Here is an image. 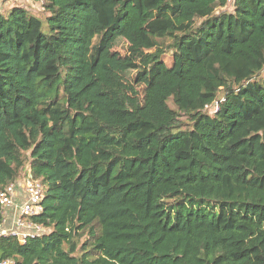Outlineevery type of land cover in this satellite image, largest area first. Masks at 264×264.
I'll list each match as a JSON object with an SVG mask.
<instances>
[{
  "label": "trees",
  "instance_id": "16d2710c",
  "mask_svg": "<svg viewBox=\"0 0 264 264\" xmlns=\"http://www.w3.org/2000/svg\"><path fill=\"white\" fill-rule=\"evenodd\" d=\"M31 1L0 12V188L29 168L49 233L0 261L264 264V0Z\"/></svg>",
  "mask_w": 264,
  "mask_h": 264
},
{
  "label": "built area",
  "instance_id": "2783aa9c",
  "mask_svg": "<svg viewBox=\"0 0 264 264\" xmlns=\"http://www.w3.org/2000/svg\"><path fill=\"white\" fill-rule=\"evenodd\" d=\"M6 0H0V9ZM235 0H226V5H232ZM1 12V11H0ZM215 105L211 114L207 112L211 105ZM218 110V101L207 105L204 111L213 115ZM45 186L32 177L29 168L25 175L13 179L0 188V239L11 238L21 246L30 239L48 233V228L34 221L43 211ZM0 264H15L10 258L0 261Z\"/></svg>",
  "mask_w": 264,
  "mask_h": 264
},
{
  "label": "rangeland",
  "instance_id": "374dc122",
  "mask_svg": "<svg viewBox=\"0 0 264 264\" xmlns=\"http://www.w3.org/2000/svg\"><path fill=\"white\" fill-rule=\"evenodd\" d=\"M14 6L22 7L23 9L27 10L30 14H33L34 16H36L37 18L41 20H44L45 17L48 15L47 12L43 10L42 2H34L31 0H6L2 4L0 11L4 14L5 12H7L9 9H11ZM223 11L232 12V6L226 5L225 8L216 10V14L221 13ZM142 20H143V17L141 16L140 11H138L136 14V25L139 26ZM126 47H127V44L124 41H121L119 42L118 46H115L112 49V52L118 56H124V54L127 53ZM165 60H166V66L170 67L172 64V59L170 58L169 54L168 56L165 57ZM54 72H55L54 67L51 64H49L47 68L43 71V74L51 75ZM213 108H215L214 104L208 108L207 112L211 114V112L213 111ZM182 120H185V118ZM48 233H49V230H48Z\"/></svg>",
  "mask_w": 264,
  "mask_h": 264
}]
</instances>
